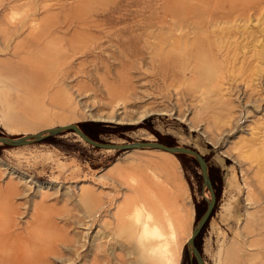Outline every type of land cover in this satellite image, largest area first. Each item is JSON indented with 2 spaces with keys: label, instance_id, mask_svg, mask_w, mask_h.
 I'll list each match as a JSON object with an SVG mask.
<instances>
[{
  "label": "rangeland",
  "instance_id": "1",
  "mask_svg": "<svg viewBox=\"0 0 264 264\" xmlns=\"http://www.w3.org/2000/svg\"><path fill=\"white\" fill-rule=\"evenodd\" d=\"M226 1L0 0V135L191 148L203 264H264V0ZM210 200L189 154L0 142V264H198Z\"/></svg>",
  "mask_w": 264,
  "mask_h": 264
},
{
  "label": "water",
  "instance_id": "2",
  "mask_svg": "<svg viewBox=\"0 0 264 264\" xmlns=\"http://www.w3.org/2000/svg\"><path fill=\"white\" fill-rule=\"evenodd\" d=\"M67 130H73L76 132L85 142L98 147V148H103V149H112V150H121V151H132L136 149H156V150H163L170 152L172 154H189L192 155L197 159L199 162L203 176H204V181L205 185L209 187L211 193H212V200L209 201L208 208L206 212L203 214L201 219L199 220L197 226L194 228V233L192 235V238L188 242V247L191 251L194 252L196 259L198 261V264H203L201 255L197 247L195 246V238L198 236L200 233L202 227L206 223V221L210 218L212 211L215 206L216 198L215 194L212 188V182L210 179L209 175V168L207 165V162L205 159L195 150L185 147V146H170L166 145L161 142H156V141H134V142H129V143H107V142H102L95 140L94 138L90 137L82 128L79 124H69L66 126H58L55 128H51L45 132H39L35 134H29V135H24L20 137H13V136H5V135H0V142L5 144V145H11V146H21V145H27V144H32L36 142H40L43 140H46L49 136L51 135H56L61 132L67 131Z\"/></svg>",
  "mask_w": 264,
  "mask_h": 264
},
{
  "label": "bare ground",
  "instance_id": "3",
  "mask_svg": "<svg viewBox=\"0 0 264 264\" xmlns=\"http://www.w3.org/2000/svg\"><path fill=\"white\" fill-rule=\"evenodd\" d=\"M225 2H227L226 0H220V2L218 3V6H220V7H222V6H224L225 4ZM242 3V2H241ZM247 4H249V3H244V5H247ZM230 5H236L235 4V2H233L232 4H230ZM232 6H230L229 8H228V10H232L233 8H235V7H233V8H231ZM237 6V5H236ZM215 9H217V8H215ZM262 8H259L258 9V11L257 12H259V13H261L262 12ZM255 16H259L260 18H261V15H258V14H255ZM209 17V20H210V22H208V23H210L209 25H215L216 24V22L217 21H219L220 19H223L224 18V16L223 15H216V14H214L213 16H208ZM254 50V49H253ZM251 52H252V50H251ZM252 55V62H255L256 60H260L261 59V56H260V53H259V50H257V52H253V53H251ZM262 54V53H261ZM251 61V60H250ZM67 125H69V124H67ZM64 126H66V125H64ZM82 139V138H81ZM118 144V143H117ZM165 152H167V151H165ZM168 153H170V152H168ZM172 154V153H171ZM193 233H194V230H193V232H192V235H193ZM192 235H191V237L189 238V240H188V242L190 241V239L192 238ZM188 245V244H187Z\"/></svg>",
  "mask_w": 264,
  "mask_h": 264
},
{
  "label": "trees",
  "instance_id": "4",
  "mask_svg": "<svg viewBox=\"0 0 264 264\" xmlns=\"http://www.w3.org/2000/svg\"><path fill=\"white\" fill-rule=\"evenodd\" d=\"M84 130V129H83ZM90 137L93 138V136L91 134H89L86 130H84ZM95 139V138H94ZM96 140V139H95Z\"/></svg>",
  "mask_w": 264,
  "mask_h": 264
}]
</instances>
